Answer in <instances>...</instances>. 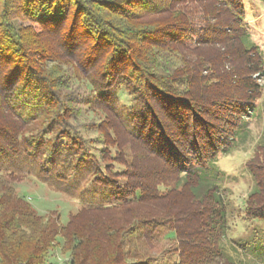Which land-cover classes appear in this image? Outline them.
<instances>
[{"label":"trees","instance_id":"obj_1","mask_svg":"<svg viewBox=\"0 0 264 264\" xmlns=\"http://www.w3.org/2000/svg\"><path fill=\"white\" fill-rule=\"evenodd\" d=\"M15 18L32 26L15 28ZM84 42L89 55L81 60ZM60 62L87 75L88 90L63 95L62 73L51 68ZM87 109L143 144L140 170L85 121ZM257 122L264 123V49L243 0H0V182L35 177L86 204L60 225L32 213L25 197L22 204L0 192V264H48L57 244L67 264H112L108 250L88 258L82 245L94 229L72 228L76 219L178 199L179 223L162 214L114 228L128 252L143 255L133 264H245L227 251L233 211L222 161ZM244 168L253 187L243 218L264 222V137ZM108 228L98 234L116 248ZM250 245L240 243L246 252ZM145 246L161 251L148 256Z\"/></svg>","mask_w":264,"mask_h":264},{"label":"rangeland","instance_id":"obj_2","mask_svg":"<svg viewBox=\"0 0 264 264\" xmlns=\"http://www.w3.org/2000/svg\"><path fill=\"white\" fill-rule=\"evenodd\" d=\"M243 1L246 9L247 21L251 27L253 40L264 49V3L260 0ZM195 9L197 12L200 11L197 6ZM12 21L15 28L23 26L26 27L25 29H29V26H32L31 23L28 21L25 22L20 18H15ZM49 43L53 48L57 49L59 41L54 42L51 40ZM86 43L87 42H84L83 49L78 51V55L81 60H85L87 57L86 55H89L88 50L90 46ZM100 54L101 53L99 52L98 57ZM106 55L107 53L104 52L100 55V57H107L108 55ZM175 56L177 58L175 63L177 61V64H182L183 57H181L178 53H174L172 58ZM51 65V68L57 67V70H60L62 73L61 75L63 76L62 79L64 84L62 87L65 88L63 95H77L86 89L88 90L86 84L87 75H84L75 64L60 62V64L52 63ZM256 77H258V75H256L255 78ZM119 96L122 102L128 103V98L123 93H120ZM82 117L87 123L100 126L103 134L109 137V141L111 143L119 144L121 148L127 150L133 156L135 166L138 170H140L143 159L148 155L147 149L144 148L143 144L141 145L133 140H130L117 127L116 123L112 119H109L107 114L103 113L99 109H87L84 111ZM263 126V122L252 123L247 143L241 145L233 152V154L224 157L222 161L226 170L224 183L228 191L226 195H230L232 202L231 209L233 211V216L230 220V230L226 240L228 248L227 251L230 257L236 259L237 261L243 260L245 264H264V251L262 252V248H264V222L243 218L245 202L253 187L252 179L246 172L244 164L251 156H253L256 145L261 138L264 137ZM150 128L151 127L149 126L146 131L147 133H150ZM98 136H100V130L98 131V129H93L92 132L89 133V137L95 141H98ZM98 145L102 146L100 142H98ZM2 191L10 192L14 199L18 201H20L22 197H25L26 204H24L29 206L32 213L50 218L56 223L58 221L60 225L67 224L70 218L77 215L86 205L81 200L73 196L65 195L54 190L51 186L36 179L35 177H26L21 180H7L6 182H0V192ZM182 201L183 200L178 199L170 206L166 205L163 201L150 204L149 207L146 205L135 206L126 212L113 211L87 214L76 219L72 228L78 230H82V228H88L89 230L91 228L94 229V231H92L93 237L86 239L82 245L83 247L88 246L87 252L88 255H91L88 258L93 257L94 253L97 255V252L101 253L104 250H108L111 256L115 258L114 261H112V264H133L137 261V259L143 257V255H139L140 257L134 256L128 252L129 247L127 244H121L122 236L124 235V233H122L123 230H126L127 227H129V224L136 216L141 218H150L155 215L167 214L170 218L177 220L179 223L183 216L177 211H172V208L180 207ZM152 202H154V200H152ZM20 203L23 204L21 201ZM156 204L161 206L164 210L158 208L155 209L152 205ZM171 214L176 217H172ZM100 226H108L111 230L118 226L121 229L122 232H118L115 229L113 232V238L117 241L116 248H113L108 240L104 241L103 235H99L100 233L98 234V227ZM125 226L126 229H122ZM57 239L62 241L61 237H58ZM240 243L242 245L248 243L251 244L250 249L247 250L248 253L241 248ZM119 244L120 246H118ZM83 247L81 248L82 252H84ZM230 247H234L236 251L232 250ZM144 250L148 256H153L156 252L161 251V247L145 246ZM47 260L48 264H67L70 261V255L69 253L64 252L62 245L57 244L50 250ZM104 264L111 263L110 261H107Z\"/></svg>","mask_w":264,"mask_h":264}]
</instances>
